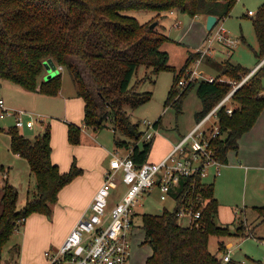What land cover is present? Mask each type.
I'll return each instance as SVG.
<instances>
[{
	"label": "trees",
	"instance_id": "trees-1",
	"mask_svg": "<svg viewBox=\"0 0 264 264\" xmlns=\"http://www.w3.org/2000/svg\"><path fill=\"white\" fill-rule=\"evenodd\" d=\"M237 1L0 0V98L4 81L18 85L26 92L57 95L62 85V73L41 81L45 63L51 59L57 67L63 68L61 71L69 73L76 95L85 102L84 128L99 133L112 123L115 133L120 132L131 140L119 142L118 146L126 148L135 165L141 167L149 161L155 138L144 139L145 133L139 130V124L131 121L126 110L127 107L138 109L152 99V93L138 91L139 82L131 87L139 67L151 69L153 75L166 71L173 73L166 109L174 107L180 112L188 93L196 88L202 106L195 114V126L231 93L234 88L231 82L241 83L254 69L227 60L220 65L221 76L226 81L215 77L211 82L205 76L197 77L181 89L180 82L190 77V68L201 54L188 49L181 68L171 65L170 54L163 46L173 40L129 13L151 11L160 17L177 11L191 17L214 15L218 17V24L231 14ZM253 24L260 44L257 54L260 64L264 61V4L253 18ZM263 69L264 64L204 125V140H208L212 157L221 165L228 164L229 153L239 151L240 140L253 129L264 111ZM230 106H233V112L228 114ZM212 119L216 122L209 129L206 125ZM150 126L156 131L161 129L162 118ZM215 127L219 134L212 138L210 131ZM68 128L70 145L82 144L86 130L74 123H68ZM7 133L11 137L12 152L28 163L36 180V191L34 198L18 210L17 188L8 181L1 187L0 256L11 235L29 217L34 214L52 217L60 192L84 173L76 159L69 173L61 172L53 163L49 128L33 141L17 127H11ZM181 140L173 144L171 150ZM206 159L208 157H204ZM176 197L178 206L174 211L162 210L156 215L142 216L146 243L153 251L145 264H232L225 263L219 253L224 255L227 251L226 238H247L246 225L242 223L234 232L217 223L220 203L215 197L214 184L208 183L201 174L181 177ZM185 200L194 204V210L202 212L199 225L179 223L175 212ZM256 210L262 217L260 222H264V206L256 207ZM212 237L220 240L217 253L210 250ZM12 251L18 256L20 246H15ZM0 264H3L1 260Z\"/></svg>",
	"mask_w": 264,
	"mask_h": 264
},
{
	"label": "rangeland",
	"instance_id": "rangeland-1",
	"mask_svg": "<svg viewBox=\"0 0 264 264\" xmlns=\"http://www.w3.org/2000/svg\"><path fill=\"white\" fill-rule=\"evenodd\" d=\"M263 4L264 0H238L231 14L219 22V25H223V28L227 31L230 39L235 41L232 48L229 49L226 42L219 43L216 41L209 49L211 55L207 51L202 57V53L197 58L196 63L191 66V72L187 73L191 76L192 72L198 69L204 73L205 77L213 76L225 79L221 76L222 70L220 67L224 61L230 60L232 63L241 64L247 69H253L258 65L260 58L257 54L260 52V44L254 28L253 18L257 16ZM129 14L148 26L157 23L154 29L158 33H165L173 40V42L164 44L163 49L170 54V64L177 68H181L184 64L188 49L197 48L196 52L199 49H205V42L202 46L200 45L207 33H209L208 36L212 34V32L205 29L206 16L203 15L191 17L178 11L176 17L171 13L160 17L156 12L151 11H132ZM176 19L179 22L176 23ZM176 42H181L183 45ZM199 46L200 48H198ZM228 50H230V54L227 53ZM199 62L200 65L197 66ZM215 64H218V66ZM48 73L49 71L46 69L41 81H48ZM51 73L50 78L62 73V85L59 93L55 96L26 92L20 86L7 81L2 83L4 88L1 89V96L6 105L13 110L25 112V116H23L25 125L20 128L21 134L33 141L44 135L47 128H49L51 145L54 150L52 161L60 166L59 168L63 173L70 172L75 159L78 166L85 172L90 167L94 168V159L105 158V166H110V162L115 156L123 157L127 155L129 151L126 148L119 147L118 143L130 142L131 140L120 132L115 133L112 123H109L99 133L84 128V103L82 99L73 97L75 87L69 73L58 69L51 71ZM189 80L190 77L186 81ZM137 82H139L138 91L152 93V99L138 109L127 107L126 110L131 121L139 124V130L145 133L144 139L155 138L150 155V158H152L161 155L170 144L177 143L182 136H186L194 129L196 125L195 114L201 110L202 103L197 95L196 88H193L188 93L180 112L174 107L165 108V101L173 82L172 72L166 71L159 75H153L151 69L141 66L133 76L131 87ZM185 86L186 84L180 86V88L183 89ZM262 86L264 87V69ZM37 118L43 119V122L36 123ZM160 118H162V128L156 131L150 125ZM215 122L212 119L206 125L207 128L213 127ZM68 123H74L86 130L84 140L82 144L77 145V148L70 146ZM1 126L5 130L0 134V169L8 170L9 177L0 180V204L1 187L8 181L19 192L18 210H22L27 201L34 198L36 180L31 175L27 161L24 158L17 157L11 150V139L6 127L14 128V120L2 121ZM254 147L259 152H263L264 143H246L244 153L248 154L247 149L249 152L251 151L248 154L250 159H239L236 157V152H231L228 155V164L221 165L219 170L214 165L208 166L206 169L207 176L205 180L214 184L215 197L220 203L217 223L230 227L234 232L242 226V223L246 225L245 235L247 238L232 236L225 239V249L227 250L229 246L228 252L232 264H264V222H260L262 217L256 210V207L264 206V158L251 156ZM256 165L260 167L257 168ZM219 172L220 174H218ZM122 191L123 185L115 192L111 204L117 202V198ZM175 207L176 205L171 199L162 201L158 190H154L151 195L141 197L136 208L138 216L135 230L131 236V264H143V262L145 264L146 258L148 259L153 255L152 247L146 243L145 239L143 214L156 215L162 210L172 212ZM53 212V216L50 218L40 214L53 221V226L51 228H35L32 233L40 234L41 238H52L54 240L62 236L67 224V215L60 210L56 211V205ZM22 231H24L23 225L11 235L9 242L4 247L0 256L3 264L8 263L16 256L12 250L19 245L21 236H23ZM219 242V238L212 237L210 239L209 245L212 252L217 253ZM222 256L223 254L219 253V257Z\"/></svg>",
	"mask_w": 264,
	"mask_h": 264
},
{
	"label": "built area",
	"instance_id": "built-area-1",
	"mask_svg": "<svg viewBox=\"0 0 264 264\" xmlns=\"http://www.w3.org/2000/svg\"><path fill=\"white\" fill-rule=\"evenodd\" d=\"M211 32L212 34L204 41L206 48L197 51L203 53L202 57L207 51L211 55L209 49L216 41L228 43L229 49L235 43L219 23ZM227 53L230 54V50ZM263 64L264 61L241 83L231 82L234 87L231 93L160 162L148 161L143 166L137 167L128 154L123 157L115 156L87 212L59 247L51 248L46 252L48 264H131V236L135 230L138 215L136 208L141 197L151 195L154 190H158L162 201L171 199L177 207L176 194L181 177L201 174L205 179L208 166L214 165L218 170L220 169L221 164L212 157V152L208 148V140H204V135L206 136L203 131L204 125L221 106L230 101L234 92ZM199 65L200 62L197 66ZM57 69L63 70L62 67ZM200 76H204V73L197 69L192 72L189 81ZM205 79L212 82L215 77L209 76ZM189 81L180 82V86L187 85ZM220 81L226 79L220 78ZM232 112L233 106H230L227 113ZM23 116L25 112L9 108L3 98H0V134L5 130L1 122L7 119L14 120V127L19 129L24 127ZM42 122L43 119H36V123ZM9 129L6 127V131ZM218 134V127L210 131L212 138ZM204 157L208 159L204 160ZM8 172L6 169H0V180L8 179ZM121 185L123 191L117 202L111 204L115 192ZM185 201L175 212L179 223L188 226L199 225L202 212L194 210V204ZM227 248L229 249V246ZM228 249L223 255L225 263L232 262Z\"/></svg>",
	"mask_w": 264,
	"mask_h": 264
},
{
	"label": "crops",
	"instance_id": "crops-1",
	"mask_svg": "<svg viewBox=\"0 0 264 264\" xmlns=\"http://www.w3.org/2000/svg\"><path fill=\"white\" fill-rule=\"evenodd\" d=\"M171 14L176 17V12H172ZM177 22H179L178 19H176V23ZM206 25H207V17L205 22V29L206 31H208ZM208 34L209 33H207L206 37L203 39L200 46L203 45L204 41L208 37ZM196 49L197 48H192V50L194 51ZM259 65H256L253 69L255 70L256 68H258ZM48 74L52 75V73H48ZM2 88H4L3 84H2ZM73 97H78L76 95V91L73 94ZM1 98L3 97L1 96ZM83 103H84V112H85L84 100ZM258 142L264 143V111L261 114L260 118L258 119L256 125L253 127V129L250 132L246 133L240 140V150L236 152L237 155L236 157L239 159H247V158L250 159L248 154L251 151L249 152L247 149L248 154H245L244 147L246 143L252 144ZM70 146L72 148L78 147L72 145ZM172 146L173 144H170L166 151H163V153L159 156L149 158V161L160 162L170 153ZM16 156L19 157V155ZM251 156L255 158L256 157L264 158V150L263 152H259V150L256 149V147H254ZM94 161H95L94 168L90 167V169H88L82 175L74 179L72 183H70L60 192V197L58 203L56 204V211L60 210L63 214L67 215V224L65 226V231L62 234V236L58 237L57 240H54L52 238H45V237L41 238L40 234L32 233V231L35 230V228L36 229L51 228L53 226V221L48 220L43 215L35 214L29 217L23 225L24 231H22L23 236H21V241L19 243L20 246L19 255L12 258L6 264H48L46 258V252L51 248L59 247L65 241V239L71 232L72 228L82 218L84 213L87 212L88 207L93 201L97 190L104 181L105 172L109 169L110 166H105L106 164L105 158L94 159ZM54 163L57 164L56 162ZM256 167L259 168L260 166L256 165ZM0 212H1V205H0ZM51 237H53V235H51Z\"/></svg>",
	"mask_w": 264,
	"mask_h": 264
},
{
	"label": "water",
	"instance_id": "water-1",
	"mask_svg": "<svg viewBox=\"0 0 264 264\" xmlns=\"http://www.w3.org/2000/svg\"><path fill=\"white\" fill-rule=\"evenodd\" d=\"M218 22V17L214 16V15H210L207 17V25L206 28L208 30V32H211L213 30V28L215 27V25ZM157 26V23H154L151 25V28L154 29ZM46 69L49 71V73H51V71H56L57 70V66L56 64L53 62V60L49 59L46 63H45ZM51 74L48 76V79L50 78Z\"/></svg>",
	"mask_w": 264,
	"mask_h": 264
}]
</instances>
